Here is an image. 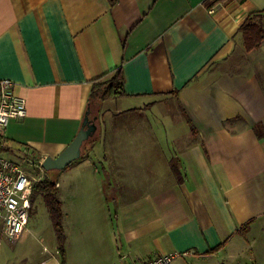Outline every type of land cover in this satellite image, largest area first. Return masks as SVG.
<instances>
[{"label": "crops", "instance_id": "crops-1", "mask_svg": "<svg viewBox=\"0 0 264 264\" xmlns=\"http://www.w3.org/2000/svg\"><path fill=\"white\" fill-rule=\"evenodd\" d=\"M263 10L264 0H0V79L27 107L3 146L25 160L34 151L41 165L88 109L97 118L88 157L56 182L64 255L56 239L26 264L166 254L264 264V41L247 52L240 35ZM119 67L127 105L89 107L92 84ZM161 102L186 125L154 128L148 111Z\"/></svg>", "mask_w": 264, "mask_h": 264}, {"label": "rangeland", "instance_id": "rangeland-1", "mask_svg": "<svg viewBox=\"0 0 264 264\" xmlns=\"http://www.w3.org/2000/svg\"><path fill=\"white\" fill-rule=\"evenodd\" d=\"M118 100L119 99H111L108 103H105V109L117 111L119 107L127 105L126 103L123 104V101L118 103ZM173 103L161 102L160 105L154 106V108H149L148 115L152 121L151 125L162 133L165 130H169L168 127H183L186 125L184 121L180 120L175 126L171 120L173 119V116L169 114L168 109L164 105L173 106ZM4 148L5 149L0 148V155L20 164L29 176H32L35 179V182L40 178H48L53 182L63 181L70 172L67 170H72V168L76 166V162L80 160L72 163V166L70 165L71 167H68L69 169L66 168L62 171H51L47 174L41 170L37 171V175L35 170H33L34 166L28 164L25 158H23V154L20 152L21 149H18L19 147L13 146L11 150L7 149V147ZM28 227H30L33 232L24 236V238L18 243H13L4 236L0 224V264H26L31 259L40 257L44 247L53 248V246L56 245V233L53 228L48 208L46 207L41 194L36 195L32 200Z\"/></svg>", "mask_w": 264, "mask_h": 264}, {"label": "built area", "instance_id": "built-area-1", "mask_svg": "<svg viewBox=\"0 0 264 264\" xmlns=\"http://www.w3.org/2000/svg\"><path fill=\"white\" fill-rule=\"evenodd\" d=\"M26 116L25 100L16 95L13 82L0 79V141L12 120ZM34 182L35 179L20 164L0 155V224L4 236L11 240L18 239L26 230ZM177 256L159 255L136 264H173Z\"/></svg>", "mask_w": 264, "mask_h": 264}, {"label": "trees", "instance_id": "trees-1", "mask_svg": "<svg viewBox=\"0 0 264 264\" xmlns=\"http://www.w3.org/2000/svg\"><path fill=\"white\" fill-rule=\"evenodd\" d=\"M108 1L110 5H114L117 0ZM262 18H264V10L253 12L240 27V35L242 38L243 47L247 52L258 49L261 47L264 41V22L262 21ZM125 96L124 70L123 67H119L92 84L91 95L89 98V107H92V105H100L109 99H120ZM3 140L4 137L1 139L2 142L0 141V148L5 149L3 146ZM27 151L28 153L26 154V158H28L27 160L30 161L27 163L34 166L33 170H35L36 173L37 171H44L43 169L39 168L41 166L39 164L40 158L36 156V152L29 149ZM88 155L89 152L87 146L85 145L83 148V155L80 159L86 158ZM45 173L47 174L48 172ZM39 194L42 195L46 207L48 208L57 237L58 250L62 256L64 255L65 234L62 224V204L59 197L57 183L49 180L48 178H40L38 181L33 183L31 201L36 195ZM244 229L245 228H242L241 231L244 232Z\"/></svg>", "mask_w": 264, "mask_h": 264}, {"label": "water", "instance_id": "water-1", "mask_svg": "<svg viewBox=\"0 0 264 264\" xmlns=\"http://www.w3.org/2000/svg\"><path fill=\"white\" fill-rule=\"evenodd\" d=\"M96 119H92L90 109H88L85 112L82 126L76 137L58 156L55 158L46 157L41 162V169L45 172L62 171L79 160L83 155L84 145L97 131Z\"/></svg>", "mask_w": 264, "mask_h": 264}]
</instances>
